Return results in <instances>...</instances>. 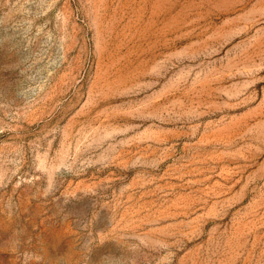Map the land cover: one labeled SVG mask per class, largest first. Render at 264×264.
<instances>
[{
	"label": "rangeland",
	"instance_id": "rangeland-1",
	"mask_svg": "<svg viewBox=\"0 0 264 264\" xmlns=\"http://www.w3.org/2000/svg\"><path fill=\"white\" fill-rule=\"evenodd\" d=\"M0 264H264V0H0Z\"/></svg>",
	"mask_w": 264,
	"mask_h": 264
}]
</instances>
